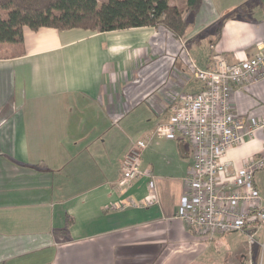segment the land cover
I'll list each match as a JSON object with an SVG mask.
<instances>
[{"label": "crops", "instance_id": "obj_1", "mask_svg": "<svg viewBox=\"0 0 264 264\" xmlns=\"http://www.w3.org/2000/svg\"><path fill=\"white\" fill-rule=\"evenodd\" d=\"M185 2L168 0L177 8ZM232 11L237 18L220 24ZM184 19L183 40L162 26L107 33L25 27L23 54L15 45L0 50V264L250 258L238 242L250 230L197 237L177 218L192 147L157 130L169 121L173 95L203 91L191 65L208 70L214 54L237 63L259 51L264 0H203ZM233 99L242 117L264 119V79L236 87ZM139 141L149 144L141 171L154 189L147 176L120 187ZM263 144L259 134L227 158L240 167Z\"/></svg>", "mask_w": 264, "mask_h": 264}, {"label": "built area", "instance_id": "obj_2", "mask_svg": "<svg viewBox=\"0 0 264 264\" xmlns=\"http://www.w3.org/2000/svg\"><path fill=\"white\" fill-rule=\"evenodd\" d=\"M191 70L203 83V91L173 95L169 121L157 130L160 138L173 141L181 136L192 147V170L176 216L197 237L251 231L264 223V205L256 185L257 174L264 171V144L240 167L227 156L264 135V119L242 117L233 99L236 87L264 79V43L243 61L230 63L223 55L214 54L210 69L201 70L193 64ZM148 145L144 141L133 145L122 166L120 187L147 176L150 189H154L153 177L141 171Z\"/></svg>", "mask_w": 264, "mask_h": 264}, {"label": "trees", "instance_id": "obj_3", "mask_svg": "<svg viewBox=\"0 0 264 264\" xmlns=\"http://www.w3.org/2000/svg\"><path fill=\"white\" fill-rule=\"evenodd\" d=\"M202 2L186 0L184 8H177L168 0H106L102 4L97 0H0V50L15 45L23 54L25 27L107 33L162 26L183 40L188 32L184 16L196 13ZM237 11L228 13L220 24L237 18Z\"/></svg>", "mask_w": 264, "mask_h": 264}, {"label": "rangeland", "instance_id": "obj_4", "mask_svg": "<svg viewBox=\"0 0 264 264\" xmlns=\"http://www.w3.org/2000/svg\"><path fill=\"white\" fill-rule=\"evenodd\" d=\"M97 1L105 2L106 0ZM257 175L258 189L260 191L261 199L264 202V171L258 173ZM238 235L243 236L242 239L238 240L239 244H241V246H244L246 248V251H252L250 258H247L246 260L241 259V263L261 264V260L262 263H264V223L260 226L254 227V229H251L250 235L248 236L244 234ZM238 235H235L234 237L236 238L238 237ZM251 241H253L254 243H251Z\"/></svg>", "mask_w": 264, "mask_h": 264}]
</instances>
